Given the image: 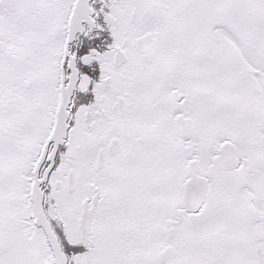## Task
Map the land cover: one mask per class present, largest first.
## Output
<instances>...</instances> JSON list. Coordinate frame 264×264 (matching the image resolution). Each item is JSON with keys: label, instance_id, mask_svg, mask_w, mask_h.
Listing matches in <instances>:
<instances>
[{"label": "snow or ice", "instance_id": "1", "mask_svg": "<svg viewBox=\"0 0 264 264\" xmlns=\"http://www.w3.org/2000/svg\"><path fill=\"white\" fill-rule=\"evenodd\" d=\"M0 264H264V0H0Z\"/></svg>", "mask_w": 264, "mask_h": 264}]
</instances>
